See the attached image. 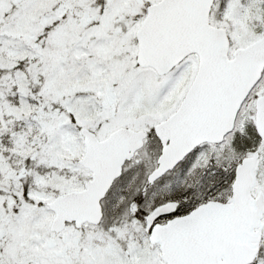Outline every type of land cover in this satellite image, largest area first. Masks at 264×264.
<instances>
[{"label": "snow or ice", "instance_id": "obj_1", "mask_svg": "<svg viewBox=\"0 0 264 264\" xmlns=\"http://www.w3.org/2000/svg\"><path fill=\"white\" fill-rule=\"evenodd\" d=\"M0 264H264V0H0Z\"/></svg>", "mask_w": 264, "mask_h": 264}]
</instances>
